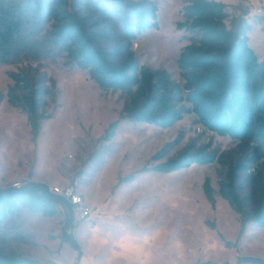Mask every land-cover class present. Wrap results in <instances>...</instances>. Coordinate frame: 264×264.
I'll list each match as a JSON object with an SVG mask.
<instances>
[{
	"label": "rangeland",
	"instance_id": "374dc122",
	"mask_svg": "<svg viewBox=\"0 0 264 264\" xmlns=\"http://www.w3.org/2000/svg\"><path fill=\"white\" fill-rule=\"evenodd\" d=\"M158 5V28L141 32L132 44L133 55L142 65L169 72L185 95V80L178 67L189 33L177 27L187 0H154ZM230 17L243 5L256 7L264 0H224ZM253 24L249 43L264 57V30L259 16L248 14ZM50 23L33 28L9 63H0V188L29 178L46 183L52 190L75 176L91 207L86 218L72 206L58 205L54 216L33 213L26 207L10 215L0 226V251L30 256L41 264H192L212 261L236 262L239 257L264 259V226L249 222L240 234V216L219 193V180L226 165L218 160L193 162L173 171L152 168L193 144L192 151L215 154L226 163L254 156L253 143L245 144L219 135L184 112L172 126L132 120L124 115L127 93L101 88L88 70L68 63L65 52L48 40ZM106 41L113 45L117 41ZM12 73L27 74L44 81L50 89L44 110L52 116L42 121L35 143L27 114L8 101L14 85ZM187 109L185 99L177 104ZM118 120L115 135L101 139L109 125ZM177 139L161 159L152 156ZM247 173L264 171V156L250 161ZM32 173L29 177V173ZM211 179L216 206L208 201L203 184ZM243 195L253 188V178L243 176ZM69 218L79 247L63 236ZM215 227H213V224ZM230 241V245L226 244Z\"/></svg>",
	"mask_w": 264,
	"mask_h": 264
},
{
	"label": "trees",
	"instance_id": "16d2710c",
	"mask_svg": "<svg viewBox=\"0 0 264 264\" xmlns=\"http://www.w3.org/2000/svg\"><path fill=\"white\" fill-rule=\"evenodd\" d=\"M187 1L183 19L177 22V27L188 32L190 39L178 58L185 95L169 72L141 65L133 55L132 44L138 35L159 27L158 5L154 0H0V63L12 62L31 30L50 23L48 40L66 53L69 64L88 70L101 88L127 93L125 117L172 126L183 118L184 112L191 111L201 124L219 135L253 143L254 156L238 158L234 163H226L215 154H204L201 148L192 151L190 143L176 156L142 168L169 172L193 162H222L227 168L219 180V193L239 213L241 237L249 222L264 226V171L260 170L256 176L247 173L250 161L264 156V57L260 59L249 43L248 33L253 24L247 15L251 6L243 5L242 12L232 16L228 25L230 13L226 2ZM256 15L259 16L257 23L264 30V14ZM115 36L116 43L105 44ZM12 77L14 85L8 91V101L26 112L32 140L36 143L42 121L52 116L44 110L50 89L44 81H33L27 74L12 73ZM183 99L190 103L189 108L177 107ZM117 125L118 120L113 121L101 139H111ZM176 141L168 142L152 159L165 157ZM245 174L253 178V188L247 195L242 194ZM203 188L215 207L216 196L209 177L205 178ZM60 204L72 206L46 183L30 178L20 187L0 188V226L22 207L54 216ZM73 227V219L69 218L63 227V236L79 247L70 232ZM226 244L231 243L226 241ZM0 264L41 263L14 251H0ZM221 264H264V259L243 256L234 263Z\"/></svg>",
	"mask_w": 264,
	"mask_h": 264
},
{
	"label": "built area",
	"instance_id": "2783aa9c",
	"mask_svg": "<svg viewBox=\"0 0 264 264\" xmlns=\"http://www.w3.org/2000/svg\"><path fill=\"white\" fill-rule=\"evenodd\" d=\"M250 14H264V4L250 8ZM26 181H18L13 183V186L20 187ZM81 179L75 176L69 183L63 187L55 186L52 191L64 196L72 203L74 213L80 218H86L91 214V207L85 200L84 195L79 189Z\"/></svg>",
	"mask_w": 264,
	"mask_h": 264
},
{
	"label": "water",
	"instance_id": "95a60500",
	"mask_svg": "<svg viewBox=\"0 0 264 264\" xmlns=\"http://www.w3.org/2000/svg\"><path fill=\"white\" fill-rule=\"evenodd\" d=\"M45 264H54V263H53V261H49V262H47Z\"/></svg>",
	"mask_w": 264,
	"mask_h": 264
},
{
	"label": "crops",
	"instance_id": "0c3cea01",
	"mask_svg": "<svg viewBox=\"0 0 264 264\" xmlns=\"http://www.w3.org/2000/svg\"><path fill=\"white\" fill-rule=\"evenodd\" d=\"M222 1H224V0H222ZM240 1H242V0H238V2H240ZM245 0H243V2H244ZM224 2H226V1H224ZM261 26V25H260Z\"/></svg>",
	"mask_w": 264,
	"mask_h": 264
}]
</instances>
